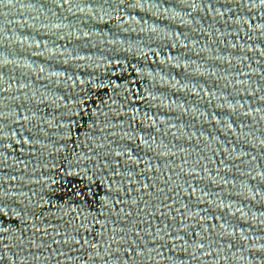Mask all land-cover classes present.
<instances>
[{
	"label": "water",
	"instance_id": "water-1",
	"mask_svg": "<svg viewBox=\"0 0 264 264\" xmlns=\"http://www.w3.org/2000/svg\"><path fill=\"white\" fill-rule=\"evenodd\" d=\"M0 264H264V3L0 0Z\"/></svg>",
	"mask_w": 264,
	"mask_h": 264
},
{
	"label": "snow or ice",
	"instance_id": "snow-or-ice-1",
	"mask_svg": "<svg viewBox=\"0 0 264 264\" xmlns=\"http://www.w3.org/2000/svg\"><path fill=\"white\" fill-rule=\"evenodd\" d=\"M261 3H264V0H261Z\"/></svg>",
	"mask_w": 264,
	"mask_h": 264
}]
</instances>
